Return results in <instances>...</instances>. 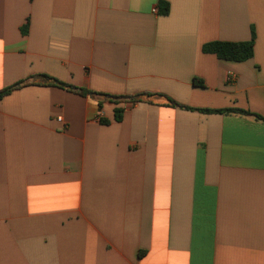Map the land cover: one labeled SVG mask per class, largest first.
Listing matches in <instances>:
<instances>
[{
    "label": "crops",
    "instance_id": "crops-1",
    "mask_svg": "<svg viewBox=\"0 0 264 264\" xmlns=\"http://www.w3.org/2000/svg\"><path fill=\"white\" fill-rule=\"evenodd\" d=\"M253 32L247 61L203 52ZM22 81L0 264H264V0H0V91ZM141 94L191 109L106 97Z\"/></svg>",
    "mask_w": 264,
    "mask_h": 264
},
{
    "label": "trees",
    "instance_id": "trees-1",
    "mask_svg": "<svg viewBox=\"0 0 264 264\" xmlns=\"http://www.w3.org/2000/svg\"><path fill=\"white\" fill-rule=\"evenodd\" d=\"M159 12L166 16L170 12V5L168 2L161 1L159 3ZM254 45H255V33H252V38L248 42H240V43H231V42H212L204 45L203 52L208 54H214L219 59L227 60V61H236V62H243L251 59L254 56ZM33 82L40 81V83H43L44 85H52L56 86L71 92H77L81 95H88L93 94L92 92H88L85 89H80L74 86L66 85L56 79H53L49 76L41 75L38 77H33ZM27 81L19 82L11 87H8L2 91H0V99L3 97L9 95L13 90L18 89L22 87ZM194 84L196 86L203 87L204 82L200 79H194ZM108 99H110L115 104H119L120 102H130V103H141V102H147L150 101L152 98H164L166 105L173 106V107H180V108H187L182 105H179L172 99L164 96V95H155V94H141L131 97H115V96H106ZM151 102V101H150ZM206 113L210 112H216V113H224V112H233V113H239L243 115H250V113L238 110V109H229V110H203ZM123 111L121 109L115 110V119L116 121H121ZM258 117V116H257ZM260 118V117H258Z\"/></svg>",
    "mask_w": 264,
    "mask_h": 264
},
{
    "label": "built area",
    "instance_id": "built-area-1",
    "mask_svg": "<svg viewBox=\"0 0 264 264\" xmlns=\"http://www.w3.org/2000/svg\"><path fill=\"white\" fill-rule=\"evenodd\" d=\"M58 120H61V118H59Z\"/></svg>",
    "mask_w": 264,
    "mask_h": 264
}]
</instances>
